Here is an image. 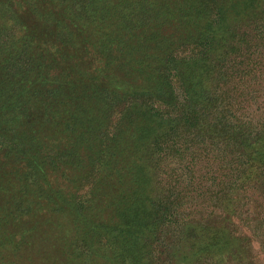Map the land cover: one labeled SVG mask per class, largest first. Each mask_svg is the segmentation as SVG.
<instances>
[{"label":"trees","instance_id":"obj_1","mask_svg":"<svg viewBox=\"0 0 264 264\" xmlns=\"http://www.w3.org/2000/svg\"><path fill=\"white\" fill-rule=\"evenodd\" d=\"M10 3L0 264H264V0Z\"/></svg>","mask_w":264,"mask_h":264},{"label":"rangeland","instance_id":"obj_2","mask_svg":"<svg viewBox=\"0 0 264 264\" xmlns=\"http://www.w3.org/2000/svg\"><path fill=\"white\" fill-rule=\"evenodd\" d=\"M11 7H12V10L13 9H17V8H20L24 3H21V0H11ZM4 11V10H3ZM4 13H5V11H4ZM18 13H20V12H18ZM23 13H26L25 11H23L22 12V15H23ZM2 14V11L0 10V15ZM31 30H33L35 33H39V34H41L42 32H43V26L42 25H38V26H35V27H32V28H30ZM193 209V211L195 210V208L193 207L192 208ZM202 212H204L203 210H202ZM57 223H63V220H61V219H59L58 221H57Z\"/></svg>","mask_w":264,"mask_h":264}]
</instances>
